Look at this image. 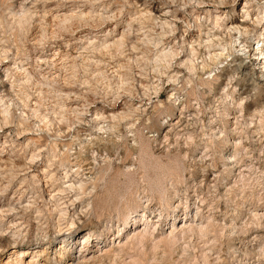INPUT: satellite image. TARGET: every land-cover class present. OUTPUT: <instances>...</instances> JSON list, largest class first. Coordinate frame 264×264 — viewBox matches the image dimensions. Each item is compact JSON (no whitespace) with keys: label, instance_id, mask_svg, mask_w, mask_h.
<instances>
[{"label":"rangeland","instance_id":"374dc122","mask_svg":"<svg viewBox=\"0 0 264 264\" xmlns=\"http://www.w3.org/2000/svg\"><path fill=\"white\" fill-rule=\"evenodd\" d=\"M258 48L264 0H0V264H264Z\"/></svg>","mask_w":264,"mask_h":264},{"label":"bare ground","instance_id":"6f19581e","mask_svg":"<svg viewBox=\"0 0 264 264\" xmlns=\"http://www.w3.org/2000/svg\"><path fill=\"white\" fill-rule=\"evenodd\" d=\"M246 23V22H245ZM248 24V23H247ZM237 27V26H236ZM245 29V28H244ZM248 30V29H247ZM239 32L238 33H240V32H242V31H240V30H238ZM244 33H246V29H245V31H244ZM257 51H259L258 52V55H257V58H258V60H260V61H262V60H264V50L262 49V48H258L257 49ZM243 65V64H242ZM239 69H242V67L241 66H239L238 67ZM235 70V69H234ZM241 72V71H240ZM258 86V85H257ZM227 88V87H226ZM234 91V90H233ZM238 91V90H237ZM236 91V92H237ZM226 92V91H225ZM224 92V93H225ZM238 93V92H237ZM240 93V92H239ZM235 95H236V93H235ZM238 95V94H237ZM245 95V94H244ZM231 96H232V94H231ZM161 97V96H160ZM228 98V97H227ZM228 142V141H227ZM144 149V148H143ZM233 158V156H226V159H227V164H232L233 162H234V160L232 159ZM156 186L158 187V184H156ZM125 200H126V197H125ZM124 200V201H125ZM187 205V207H188V204H186ZM122 213V212H121ZM131 220V219H130ZM142 220L145 222V227H144V229L142 230V232L140 233V234H138V237H140V238H144L145 237V235L146 234H148V231H150L149 230V228H148V226H149V222H150V220L147 222L146 220L147 219H144V218H142ZM133 221H135V220H133ZM187 221H189V219H187ZM186 221V222H187ZM192 222H193V220H191ZM195 221V220H194ZM159 222V221H158ZM147 225V226H146ZM198 227H200L199 228V231L200 232H204L202 229V224H199V225H197ZM194 229L192 228V227H188V228H186V223H185V225H184V228L183 229H181L180 230V232L181 233H183V232H189V231H193ZM156 231V229H154V231L153 232H155ZM150 233V232H149ZM151 234V233H150ZM90 235L91 234H85L84 236H83V241L81 242V244H80V253H82V254H84L86 251H89L90 250V248H89V244H90ZM149 235V234H148ZM153 235V234H152ZM115 252H117V251H115ZM117 254V253H116ZM27 255L28 254H26V253H24V252H21V253H18L17 255H16V257H10L9 259H8V261H7V263L6 264H40V262H38V260L36 259V257H35V259H33V257H32V259L31 260H29V261H26V257H27ZM41 255V254H40ZM42 255H45V253L43 252L42 253ZM38 258V257H37ZM85 258V256L83 257V259Z\"/></svg>","mask_w":264,"mask_h":264}]
</instances>
